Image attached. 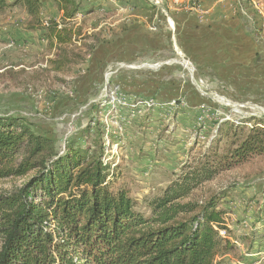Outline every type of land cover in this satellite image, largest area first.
<instances>
[{
    "label": "rangeland",
    "instance_id": "374dc122",
    "mask_svg": "<svg viewBox=\"0 0 264 264\" xmlns=\"http://www.w3.org/2000/svg\"><path fill=\"white\" fill-rule=\"evenodd\" d=\"M82 1L85 13L77 15V22L85 39L65 55L62 70L54 63L56 48L40 31H30V18L23 8L0 13V116L25 118L60 148L68 141L92 151L100 148L103 161L120 169L118 185L126 186L138 210L149 215L148 203L161 195L185 163L202 158L219 125L226 126L217 141L223 151L232 147L236 136L246 134L254 121L264 118V98L258 87L252 89L255 94L245 92L243 83L240 87L239 79L232 78L227 68L221 71V62L212 54L217 50L212 27L196 33L194 22L186 23L201 46L189 41L193 58L181 51L171 13L193 14L185 9L193 0H158V5L154 0ZM158 13L167 22L159 20ZM255 15L256 27L250 20L245 27L261 45L264 20L257 11ZM44 16L57 17L51 2H46ZM152 39L163 48L159 54L152 50ZM204 39L210 45L203 51ZM117 90L128 100H136L122 106ZM164 92H177L182 99L159 100ZM197 96L206 100L204 110L202 105L194 107ZM151 100L159 106L149 108ZM173 101L175 105L170 104ZM218 109L224 115H216ZM200 116L212 140L208 143L197 136L203 127ZM245 121L248 127L239 128ZM25 181L1 180L0 192ZM221 192L228 193L218 205L225 211V240L234 247L219 258L220 264H264V155L205 183L190 201L204 202Z\"/></svg>",
    "mask_w": 264,
    "mask_h": 264
},
{
    "label": "trees",
    "instance_id": "16d2710c",
    "mask_svg": "<svg viewBox=\"0 0 264 264\" xmlns=\"http://www.w3.org/2000/svg\"><path fill=\"white\" fill-rule=\"evenodd\" d=\"M46 2L53 4L57 17L45 18ZM18 6L30 18V31H40L56 48L54 63L62 70L65 55L85 39L77 22V15L85 13L83 1L0 0V13ZM155 10L152 6V17ZM183 14L190 12L171 13V17L180 49L192 57L189 41L201 46L195 35L211 26L194 23L192 34L189 22L182 30L177 16ZM251 14L256 23L255 13ZM157 17L167 22L165 15ZM153 41L154 52L163 49ZM203 41L204 51L210 44ZM118 85L129 93L124 84ZM194 103V107L208 105L201 96ZM238 126L244 129L246 121ZM225 127L218 126L201 159L185 163L178 175L173 174L176 178L148 203L146 215L126 186L118 185L120 169L103 161L100 148L92 151L76 141L60 148L25 118L0 116V181L26 179L19 187L0 192V264H220L219 258L234 247L219 234L220 230L227 233L225 211L218 205L228 193L204 202L190 198L205 183L264 155V118L221 151L217 141Z\"/></svg>",
    "mask_w": 264,
    "mask_h": 264
},
{
    "label": "crops",
    "instance_id": "0c3cea01",
    "mask_svg": "<svg viewBox=\"0 0 264 264\" xmlns=\"http://www.w3.org/2000/svg\"><path fill=\"white\" fill-rule=\"evenodd\" d=\"M201 1L202 10L208 12V14L201 21L196 12L183 14L182 17L177 16L182 26L181 29H183V25H187L186 23L192 21L206 27L211 26L215 32L212 38L217 46V50L213 55L215 60L221 62V64L219 63L221 71L225 72L227 68L232 78L239 79L240 87L243 83L245 92L250 90L253 94L254 90L252 89L258 87L261 97L264 98V44L259 45L254 35L248 32L245 27V22L248 23V20L256 27L251 10L249 7H243L245 10L241 11L239 9L240 0ZM171 20L174 22L172 18ZM174 37L176 39V34ZM181 51L184 53L182 49ZM160 52L161 50L156 53L159 54ZM184 55L190 57L187 54ZM159 98H162V100L182 99V94L178 97L177 92H164ZM185 98L188 99V96Z\"/></svg>",
    "mask_w": 264,
    "mask_h": 264
},
{
    "label": "built area",
    "instance_id": "2783aa9c",
    "mask_svg": "<svg viewBox=\"0 0 264 264\" xmlns=\"http://www.w3.org/2000/svg\"><path fill=\"white\" fill-rule=\"evenodd\" d=\"M193 1H194L193 4L187 6L185 9L187 11L196 12L198 14V16L200 17V19L203 20L204 17L208 14V12H205L204 10H202L201 0H193ZM240 2H241V5H242V7L240 8L241 11H244L245 10V8H243V7H249V9L253 10L254 13L257 11L259 13L260 17H262L263 20H264V8H263L264 7V4H263L262 0H240ZM154 3L156 5H158L159 4V1L158 0H154ZM175 3H179V1L178 0H175ZM44 26L45 27L48 26V20H45ZM261 37H262V39L264 41V25H263V34H262ZM115 94L118 96V100L120 101V103L122 104V106H126V105L128 106V105H130L132 102H134L136 100V99L128 100L123 94H121V92L118 93V90L116 91ZM170 104L171 105H175L176 104V101H173V103H170ZM147 105H148L149 108H152V109L157 108L159 106V104L156 101H154V100H151L150 102H148ZM132 106H134V105H132ZM240 107L243 108L244 106H240ZM200 109L201 110H204L205 109V106L202 105L200 107ZM219 110L220 109L214 110V113L216 115H224ZM132 114H133L132 116H135L134 115L135 114V111L134 110H133ZM226 119L227 120H230V116H226ZM199 120H200V122L203 121L202 122L203 127L200 128V133H198L197 136L204 143L205 142L208 143V142H210L211 138H209L205 134L207 132V130H206V125L204 123V120H203L202 116H200ZM219 234H220V236L225 237L226 236V231L225 230H220L219 231Z\"/></svg>",
    "mask_w": 264,
    "mask_h": 264
}]
</instances>
